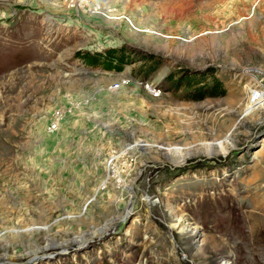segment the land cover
<instances>
[{"label": "rangeland", "instance_id": "374dc122", "mask_svg": "<svg viewBox=\"0 0 264 264\" xmlns=\"http://www.w3.org/2000/svg\"><path fill=\"white\" fill-rule=\"evenodd\" d=\"M0 264H264V0H0Z\"/></svg>", "mask_w": 264, "mask_h": 264}, {"label": "trees", "instance_id": "16d2710c", "mask_svg": "<svg viewBox=\"0 0 264 264\" xmlns=\"http://www.w3.org/2000/svg\"><path fill=\"white\" fill-rule=\"evenodd\" d=\"M125 51H121L120 49H109L103 54H95L89 55V62L95 66L105 67L106 70H116L122 71L124 66L130 63V54L124 55ZM126 53V52H125ZM128 61V62H127ZM159 65H152L151 68L147 70V72L154 71ZM206 73L201 74H191L189 76H185L180 81L177 80L176 88H181L183 85H187L189 87H194L195 90L190 92L185 97L187 99L192 100H202L207 96H220L225 93V90L222 89V82L218 79L215 74H213L212 82H206L204 76ZM188 81V82H187Z\"/></svg>", "mask_w": 264, "mask_h": 264}, {"label": "bare ground", "instance_id": "6f19581e", "mask_svg": "<svg viewBox=\"0 0 264 264\" xmlns=\"http://www.w3.org/2000/svg\"><path fill=\"white\" fill-rule=\"evenodd\" d=\"M260 98V95H259V97H258V99ZM226 142V143H225ZM225 142H223V143H220L221 145L222 144H227V142L229 143L230 142V138L229 139H227ZM205 147H206V149H207V155H211V156H213L214 154H215V152H217V151H215V149H216V147H218V144H207V145H205ZM169 154H168V156H170L171 158L170 159H177L178 157H186L185 156V154H179V155H177L178 154V152H174V150H169V152H168ZM215 156V155H214ZM187 158V157H186ZM108 226L109 225H105V226H103L102 228H100V229H98V230H95L94 232H93V234L94 235H97V236H101V235H103L104 233H106L105 231H107V229H108ZM178 226V223L175 225V227H177ZM86 236V235H85ZM83 240H85L84 239V237H81V238H77V239H74L73 241H65L64 242V247H67L68 245H70L71 244V242H74V241H76L77 243H79V244H81V242H83ZM54 241V239H47V242H48V244H47V246H45L44 248H42L41 250L39 249V254L38 255H42L44 252H46L45 250H46V248H51V247H53V246H55L56 245V243L55 244H53L52 242ZM54 242H56V241H54ZM36 253V252H35ZM16 258H18V257H16ZM14 260H15V258H14ZM34 261H36V258L34 259Z\"/></svg>", "mask_w": 264, "mask_h": 264}, {"label": "built area", "instance_id": "2783aa9c", "mask_svg": "<svg viewBox=\"0 0 264 264\" xmlns=\"http://www.w3.org/2000/svg\"><path fill=\"white\" fill-rule=\"evenodd\" d=\"M258 92H259V91L257 90V91H256V94H255V97L258 95Z\"/></svg>", "mask_w": 264, "mask_h": 264}, {"label": "crops", "instance_id": "0c3cea01", "mask_svg": "<svg viewBox=\"0 0 264 264\" xmlns=\"http://www.w3.org/2000/svg\"><path fill=\"white\" fill-rule=\"evenodd\" d=\"M100 68H102V67H100Z\"/></svg>", "mask_w": 264, "mask_h": 264}]
</instances>
